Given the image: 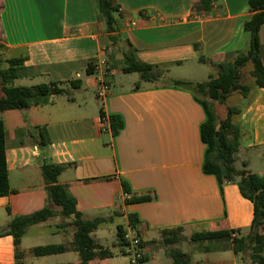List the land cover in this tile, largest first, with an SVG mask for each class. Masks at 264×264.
<instances>
[{
	"label": "crops",
	"instance_id": "0c3cea01",
	"mask_svg": "<svg viewBox=\"0 0 264 264\" xmlns=\"http://www.w3.org/2000/svg\"><path fill=\"white\" fill-rule=\"evenodd\" d=\"M113 1L121 12L123 40L117 45L109 40L94 0H0L3 59H26L13 85L56 84L62 90L29 99L24 110L0 113L11 191L0 197V229L13 217L49 204L40 167L63 164L66 168L57 183L76 201L82 217L107 220L91 237L111 257L89 264H129L127 244L119 241L117 231L120 227L125 235L130 217L144 252L138 264H172L171 250L189 255L191 264H250L247 256L233 254L230 238L190 241L191 235L201 232L245 236L253 218L252 204L235 184L220 186L215 176L203 172L206 145L200 127L205 110L192 92L171 85L173 80L200 82L167 77L163 71L154 83L140 81L138 74L128 82L125 77L135 73H122L121 55L127 40L139 62L158 69L182 67L198 57L209 65L231 62L246 48L247 1ZM259 39L264 65V24ZM101 55L109 64L110 85L103 103L91 96L95 97L96 79L89 67ZM245 68L250 73L251 65L242 72ZM249 84V95L237 94L235 105L240 109L236 121L246 132L236 157L252 173L250 158L264 159V89L255 88L253 79ZM101 113L122 119L116 135L101 128ZM40 136L44 147L39 145ZM123 184L131 198L143 200L128 203ZM55 210V217L29 227L21 239L23 264H80L72 250L44 257L31 253L35 247L71 244L73 227H59L71 219L62 220ZM174 229H181L179 241L163 244L162 232ZM14 262L12 238L0 237V264Z\"/></svg>",
	"mask_w": 264,
	"mask_h": 264
},
{
	"label": "trees",
	"instance_id": "16d2710c",
	"mask_svg": "<svg viewBox=\"0 0 264 264\" xmlns=\"http://www.w3.org/2000/svg\"><path fill=\"white\" fill-rule=\"evenodd\" d=\"M249 16L243 24L246 35V48L238 52L231 62L209 65V61L198 57L200 63L211 67L208 79L200 83H188L179 80L171 81V85L192 92L203 106L206 119L200 127L201 141L206 145L203 161V172L215 176L218 184L233 183L237 186L240 195L248 200L253 207V218L245 236L231 237L234 232H201L191 235L192 242H211L215 239L230 238L231 250L235 255L247 256L250 264H264L262 252L264 250V175L252 174L244 169L237 170L234 166L236 155L240 147L241 138L246 132L236 121L240 109L228 106L227 101L233 94L246 98L251 88L242 83V69L251 65L250 77L254 87L264 89V65L261 60V43L259 30L264 24V0H246ZM97 13L105 24L106 34L113 45L121 43L122 35L119 33L118 19L121 12L113 0H94ZM5 47L0 42V113L13 110H24L29 105V99L46 97L62 92L56 84H41L36 86H14L13 82L24 71L25 57L10 60L3 59ZM122 73L138 74L140 81L154 83L161 78V71L157 66L141 63L136 59V50L126 40L122 46ZM5 67H2V66ZM93 69V63L90 64ZM216 103L225 107V117L219 119L215 114L212 104ZM102 114V113H101ZM112 135H116L123 127L122 119L118 116L109 118ZM39 145L45 146L42 136ZM245 167V164H243ZM66 168L63 164L44 163L41 165V176L45 185L49 204L28 215L13 217L9 223L0 229V237L10 236L14 246V264H23V253L19 250L21 239L27 229L33 225L41 224L57 215L71 219L66 224L62 222L59 227L67 225L74 229L73 240L69 246L49 245L35 247L31 253L35 257H44L64 253L67 250L76 252L80 264L111 257V252L99 247L91 237V233L107 222L104 218L86 220L76 208V201L65 193L62 186L57 183L58 176ZM124 193H128L123 184ZM11 194L8 184V171L5 154V127L0 119V197ZM142 198H131L127 202H140ZM130 222L135 224V219L130 217ZM181 229L166 230L162 232L163 244L170 245L179 241ZM117 236L123 241L121 228L118 227ZM169 257L172 264H191L189 255L179 250H171Z\"/></svg>",
	"mask_w": 264,
	"mask_h": 264
},
{
	"label": "rangeland",
	"instance_id": "374dc122",
	"mask_svg": "<svg viewBox=\"0 0 264 264\" xmlns=\"http://www.w3.org/2000/svg\"><path fill=\"white\" fill-rule=\"evenodd\" d=\"M166 69L168 70L166 72ZM160 71H163V73H165V75L167 77H183L186 79H189L188 81H197V82H202L207 80L208 78V74L210 73L211 69L209 68L208 64L206 65H202L200 64V62L197 61H192V62H188L186 64H184L182 67H176V66H162V69L159 68ZM162 74V73H161ZM128 78V82L133 80L135 81L138 76L136 74H132L131 77H125ZM250 74H249V69L245 68L242 72V83L247 84L250 87ZM127 82V81H126ZM15 86H17V83L14 84ZM95 92V91H94ZM95 94V93H94ZM91 96L93 98V100L95 101L96 96L94 97V95ZM239 95H235L233 94L227 101V105L228 106H232V105H238L239 102ZM98 101V100H97ZM212 107L214 109L215 114L217 115V117L219 119H222L225 117V107L221 106L219 104L213 103ZM241 159L239 160V158L235 160V167L237 169H245V167H243V165L241 164ZM250 169L252 171L253 174H257V175H262V171L264 170V159H257L255 156H252L250 158ZM119 222H121L120 219H116ZM111 241V240H110ZM111 242L108 243V245L111 247Z\"/></svg>",
	"mask_w": 264,
	"mask_h": 264
},
{
	"label": "built area",
	"instance_id": "2783aa9c",
	"mask_svg": "<svg viewBox=\"0 0 264 264\" xmlns=\"http://www.w3.org/2000/svg\"><path fill=\"white\" fill-rule=\"evenodd\" d=\"M105 50L102 49L101 53ZM109 71V64L107 59L101 55L93 63V72L96 79L95 96L97 100L103 103L110 91V85L107 81V72ZM99 123L102 129H109V117H106L103 113L99 116ZM125 200H130L131 196L127 193L124 194ZM123 241L127 244V252L129 255V264H138L144 257L143 248L141 246V240L136 230V225L128 222L126 224V233L123 236Z\"/></svg>",
	"mask_w": 264,
	"mask_h": 264
}]
</instances>
